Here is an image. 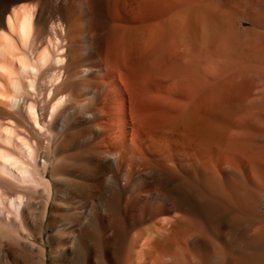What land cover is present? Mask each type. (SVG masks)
<instances>
[{"label":"bare ground","instance_id":"6f19581e","mask_svg":"<svg viewBox=\"0 0 264 264\" xmlns=\"http://www.w3.org/2000/svg\"><path fill=\"white\" fill-rule=\"evenodd\" d=\"M264 264V0H0V264Z\"/></svg>","mask_w":264,"mask_h":264},{"label":"rangeland","instance_id":"374dc122","mask_svg":"<svg viewBox=\"0 0 264 264\" xmlns=\"http://www.w3.org/2000/svg\"><path fill=\"white\" fill-rule=\"evenodd\" d=\"M47 255H48L47 264H50V257H49V250L48 249H47Z\"/></svg>","mask_w":264,"mask_h":264}]
</instances>
